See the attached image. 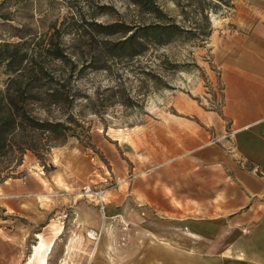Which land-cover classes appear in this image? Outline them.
Here are the masks:
<instances>
[{"label":"rangeland","instance_id":"1","mask_svg":"<svg viewBox=\"0 0 264 264\" xmlns=\"http://www.w3.org/2000/svg\"><path fill=\"white\" fill-rule=\"evenodd\" d=\"M149 1L160 14L132 0H0V41L18 40L13 36L15 27L32 35V44L38 38L48 41L56 27L69 58L53 63L65 83L61 87L64 100L40 107L36 113L43 120L64 122L68 126L64 141L40 154L26 150L7 178L26 175L30 192L43 183V194L49 196L41 199L52 201L54 208L42 220L30 221L5 212L1 202L6 197L0 191V233L17 227L24 234L14 264H36L28 258L38 242L37 233L45 242L56 235L47 264H264V208L257 220L230 230L229 237H215L222 251H199L189 241L178 251L175 243L146 235L145 205L130 201L126 193L135 175L133 155L145 157L144 148L136 146L130 132L143 129L155 116L177 113L175 103L180 97L205 110L219 111L221 83L214 52L227 36L246 31L241 23L244 5L264 3ZM162 21L190 32L171 35L162 44L149 41L138 54L131 46L118 48L141 27ZM207 21L210 34L204 38L199 29ZM85 183L105 189L104 210L81 195ZM104 216L105 230L101 228ZM90 230L98 231L99 237L91 239ZM208 239L199 241L206 245ZM7 240L0 236V264H11L3 257L17 250Z\"/></svg>","mask_w":264,"mask_h":264},{"label":"crops","instance_id":"2","mask_svg":"<svg viewBox=\"0 0 264 264\" xmlns=\"http://www.w3.org/2000/svg\"><path fill=\"white\" fill-rule=\"evenodd\" d=\"M242 10L246 31L227 36L214 52L219 111L180 97L177 113L155 116L130 132L145 157L133 155L135 175L127 196L145 205L146 235L175 243L174 250L185 249L189 241L199 251H222L215 237H229L235 227L257 220L264 208V4ZM44 189L39 182L30 192L26 175L7 179L0 184L6 197L1 206L30 221L42 220L54 208L41 199L49 196ZM23 235L17 227L1 229L0 236L10 238L5 242L17 246L3 257L11 264L20 257ZM202 237L209 244L203 245Z\"/></svg>","mask_w":264,"mask_h":264},{"label":"trees","instance_id":"3","mask_svg":"<svg viewBox=\"0 0 264 264\" xmlns=\"http://www.w3.org/2000/svg\"><path fill=\"white\" fill-rule=\"evenodd\" d=\"M132 1L160 14L149 0ZM218 1L226 5L230 2ZM15 28L13 36L18 40L0 41V182L12 175L26 150L36 154L45 152L50 146L64 141L68 130V126L61 120H43L36 114L38 108L64 100L61 87L65 83L60 81L61 78L53 69L54 62L65 63L69 59L59 42V29L54 27L55 31L48 37V41L38 38L32 44V35L18 32L23 27ZM140 30L118 43V48L131 46L138 54L149 41L162 44L171 35L190 32L175 23L164 21L148 24ZM199 31L206 38L210 34L209 22L201 26ZM67 118L68 121L72 120ZM42 133L45 135L41 136Z\"/></svg>","mask_w":264,"mask_h":264},{"label":"bare ground","instance_id":"4","mask_svg":"<svg viewBox=\"0 0 264 264\" xmlns=\"http://www.w3.org/2000/svg\"><path fill=\"white\" fill-rule=\"evenodd\" d=\"M109 130H110V128H109ZM106 223L107 222H105L103 224V229L104 230L107 227ZM75 236H76L75 238H77L80 235L78 234V235H75ZM36 237L38 238V242H37V244L33 245L32 252L29 254L28 262L34 261L36 264H47L48 256H49V254H50V252L52 250V247L54 245L56 235L54 237H52L50 240H48L47 242H45L43 236L40 233H37ZM73 245H75V244H73Z\"/></svg>","mask_w":264,"mask_h":264},{"label":"built area","instance_id":"5","mask_svg":"<svg viewBox=\"0 0 264 264\" xmlns=\"http://www.w3.org/2000/svg\"><path fill=\"white\" fill-rule=\"evenodd\" d=\"M81 195L91 199L97 206L100 207L101 210H104L105 189L103 187L85 183L81 187ZM87 234L94 240L99 237V232L96 230H90Z\"/></svg>","mask_w":264,"mask_h":264}]
</instances>
